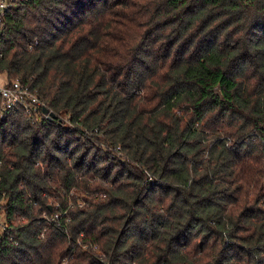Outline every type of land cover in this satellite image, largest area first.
<instances>
[{"label": "trees", "instance_id": "obj_1", "mask_svg": "<svg viewBox=\"0 0 264 264\" xmlns=\"http://www.w3.org/2000/svg\"><path fill=\"white\" fill-rule=\"evenodd\" d=\"M0 74V264H264V0H30Z\"/></svg>", "mask_w": 264, "mask_h": 264}, {"label": "built area", "instance_id": "obj_2", "mask_svg": "<svg viewBox=\"0 0 264 264\" xmlns=\"http://www.w3.org/2000/svg\"><path fill=\"white\" fill-rule=\"evenodd\" d=\"M30 0H0V26L8 12L17 4ZM0 117L5 118L8 113L16 108L24 109L35 121L41 122L48 118L43 108L46 107L36 90H32L21 79L0 81ZM63 264H66L65 262Z\"/></svg>", "mask_w": 264, "mask_h": 264}, {"label": "water", "instance_id": "obj_3", "mask_svg": "<svg viewBox=\"0 0 264 264\" xmlns=\"http://www.w3.org/2000/svg\"><path fill=\"white\" fill-rule=\"evenodd\" d=\"M215 93L218 95V96H223V92H222V87H221V84H218L216 87H215ZM43 111L45 114H48V119L49 120H54L57 118L56 114H54L53 112H51L47 107H44L43 108Z\"/></svg>", "mask_w": 264, "mask_h": 264}, {"label": "rangeland", "instance_id": "obj_4", "mask_svg": "<svg viewBox=\"0 0 264 264\" xmlns=\"http://www.w3.org/2000/svg\"><path fill=\"white\" fill-rule=\"evenodd\" d=\"M5 78H6V76H5V75H3V74L1 75V74H0V81H4V80H5Z\"/></svg>", "mask_w": 264, "mask_h": 264}]
</instances>
